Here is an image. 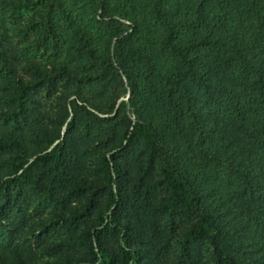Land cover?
Listing matches in <instances>:
<instances>
[{"label":"trees","instance_id":"trees-1","mask_svg":"<svg viewBox=\"0 0 264 264\" xmlns=\"http://www.w3.org/2000/svg\"><path fill=\"white\" fill-rule=\"evenodd\" d=\"M141 2L147 22L92 1L130 33L106 35L111 53L100 56L72 25L73 71L20 59L0 24V264H264V0ZM46 7L58 34L51 13L71 20L69 9ZM154 39L160 56L140 46ZM161 61L160 122L131 98L118 106V128L87 109L97 106L79 85L113 75L133 93V64L155 75ZM60 81L58 107H46L40 94ZM136 147L156 167L129 161ZM201 244L208 262L195 260Z\"/></svg>","mask_w":264,"mask_h":264},{"label":"rangeland","instance_id":"rangeland-1","mask_svg":"<svg viewBox=\"0 0 264 264\" xmlns=\"http://www.w3.org/2000/svg\"><path fill=\"white\" fill-rule=\"evenodd\" d=\"M33 1V3L20 5L15 12L8 11L6 6H0V24L7 29L6 34L13 42L20 59H24L25 57L34 58L42 64L43 68L48 70L64 65L68 67V70L73 71L72 68L75 65V60L74 58H70L69 55V52L73 51L75 47L74 45L72 46L73 40L70 31L72 25H78L91 35L100 56H107L111 53L110 45L104 39L106 35L114 33L119 38H122L128 36L130 33L126 30L128 25L127 20L117 15L113 17L100 16L101 12H96L92 8L93 0H62L69 9L71 20H65L63 17H60L56 10L52 12L51 17L55 21L54 30L57 28L55 31H60L58 34H52L47 29V21L44 18L47 0ZM113 2L121 4L124 11L139 18L140 22H147L149 17H151L150 15L149 17L146 15V5L142 4L141 0H113ZM58 28H61V30H58ZM149 29L157 34L156 28L149 26ZM116 39V37L113 38L111 43L113 44ZM129 39V41H137V38L134 36ZM140 46L142 49H153L158 54L161 53V48L156 39L147 42L142 41ZM147 59L146 61L149 62L151 55H148ZM164 63H166V60H164ZM136 64H133L135 68L132 66L133 70L130 73V76L136 80L135 85L137 88L133 93L129 89L126 78L123 77L122 83L119 78L115 79L113 75L106 77L105 74L100 76L99 79L92 80L84 85L78 86L77 84L73 83V85L69 83L68 86L72 90H75L78 86V90L88 95L94 105L101 109V111L99 112L97 108H92L91 106H87V109L97 114L101 120L110 121L117 128L120 126L117 112L118 106L121 101L130 98L140 109H143L144 115L152 117L155 122H160L161 112L163 113V111L157 104V99L162 94L161 88L164 82L161 71L165 66L161 61L158 65V72L155 75H150V64ZM93 66L98 67L97 64ZM109 66L112 67L109 71L114 72L118 64L112 59V61H109ZM61 84H63L62 81L59 82L57 91H53V94H49V92H42L40 94L46 107L52 109L58 107V102L55 101L54 97L58 95V90L62 87ZM156 87H158L160 93H156L157 95L155 96ZM68 100H63V102L68 103ZM110 106H112V110H109ZM96 126L95 123L92 134L93 136L96 134V136L101 137L100 131ZM64 132L65 130L63 129ZM128 156L129 161L136 162L141 159L146 164L145 167H156L155 163L150 162L151 165L147 164V161L149 162L147 154L139 147H136L135 150H130ZM191 249L195 255V260L208 262L212 256V251L206 244H201L195 248L191 247Z\"/></svg>","mask_w":264,"mask_h":264}]
</instances>
